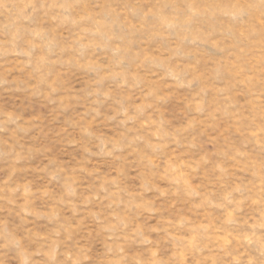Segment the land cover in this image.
<instances>
[{"label": "rangeland", "instance_id": "obj_1", "mask_svg": "<svg viewBox=\"0 0 264 264\" xmlns=\"http://www.w3.org/2000/svg\"><path fill=\"white\" fill-rule=\"evenodd\" d=\"M259 4L0 0L2 264H264Z\"/></svg>", "mask_w": 264, "mask_h": 264}, {"label": "clouds", "instance_id": "obj_2", "mask_svg": "<svg viewBox=\"0 0 264 264\" xmlns=\"http://www.w3.org/2000/svg\"><path fill=\"white\" fill-rule=\"evenodd\" d=\"M254 7H258L261 11H264V0H260V4ZM19 246L20 242L18 240L14 238H8L5 244L3 245V247L6 249L4 254L6 255L9 250H14L16 254L19 250ZM0 264H2V262H0ZM21 264H23V261L21 262Z\"/></svg>", "mask_w": 264, "mask_h": 264}]
</instances>
